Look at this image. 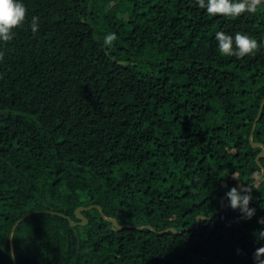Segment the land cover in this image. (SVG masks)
<instances>
[{"label":"trees","instance_id":"1","mask_svg":"<svg viewBox=\"0 0 264 264\" xmlns=\"http://www.w3.org/2000/svg\"><path fill=\"white\" fill-rule=\"evenodd\" d=\"M89 1L22 0L0 42V264H256L264 47L224 56L215 33L264 43V4L230 19L196 0ZM93 204L133 226L98 206L80 223Z\"/></svg>","mask_w":264,"mask_h":264},{"label":"clouds","instance_id":"2","mask_svg":"<svg viewBox=\"0 0 264 264\" xmlns=\"http://www.w3.org/2000/svg\"><path fill=\"white\" fill-rule=\"evenodd\" d=\"M199 8L206 9L210 17L222 15L226 18L236 19L242 14H255L258 7L264 4V0H196ZM27 19V8L22 0H0V42L7 44L14 39L15 29L24 25ZM37 16L31 18L30 27L33 33L38 31ZM116 39L115 33L108 34L104 43L112 46ZM215 39L218 41L219 52L224 56H235L243 58L246 55H255L264 43H258L256 39L237 32L235 36L229 35L223 31L215 33ZM4 58L3 51H0V61ZM227 204L232 210H239L243 217L251 219L255 214V209L250 208L249 204L252 196L247 188L232 187L227 193ZM264 223V217L258 220ZM264 238V231H260L257 239ZM264 246L256 249L253 258L256 264H264Z\"/></svg>","mask_w":264,"mask_h":264},{"label":"water","instance_id":"3","mask_svg":"<svg viewBox=\"0 0 264 264\" xmlns=\"http://www.w3.org/2000/svg\"><path fill=\"white\" fill-rule=\"evenodd\" d=\"M93 1H94V0H90V1H89V9H90V14H91V15H92V11H93ZM91 24H92V26L94 27V29H95V31H96V24H95L94 19H93L92 16H91ZM95 36H96L97 38H99V36H98V34H97L96 32H95ZM114 58H115V57H114ZM122 62L127 63V61H122ZM263 105H264V100H263L262 105H261L260 113H259V115H258V117H257V119H256V121H255V123H254L253 129H252V133H251V138H252V135H253V133H254V131H255L256 122H257V120H258V118L260 117V114H261V112H262ZM3 112H4V110H3V109H0V114L3 113ZM254 144H256V143H254ZM262 154H264V149H263V151H262L261 153L258 154L257 159H259V157H260ZM263 175H264V168H263V170H262V174H261V176L259 177V179H260ZM241 187H244V186H241ZM225 197H226V196H225ZM225 197L222 199V205H221V208H220L219 210H217L213 215H216L218 212H220V211H222V210L224 209V207H225V202H224ZM95 206H98V207L100 208V211H101L102 215H103L106 219H108V220L114 222L119 228H125V227H129V226H133L132 224H129V223L122 225V224L119 223V221H118L116 218L106 217V216L104 215V210H103V208H102L100 205H94V204H93V205H90V206H79V207L76 209V213L78 214V216H80L81 218H83V220H82L80 223L85 224V223H87V221H88V220L86 219V217L82 214L81 210H83V209H90V208L95 207ZM35 211H36V210H33V211H30V212H28V213L22 215V216H21V217L15 222V224H14V226H13L11 232H10V235H9V240H10L11 244H12V241H13V235H14V232H15V230H16L17 225L20 223V221H21L25 216H27L28 214H31V213H33V212H35ZM45 211H48V210H45ZM207 218H210V217H207ZM200 219H201V216H198V222H197V225H196L195 227H198V226H199V224H200ZM76 223H77V222L73 221V224H76ZM134 226H136V227H140V226H138V225H134ZM187 229H189V228H184V229H182V230L179 231V230H177L176 228H167V229H164V230H160L159 232H164V231H167V230H173V231L183 232V231H185V230H187ZM15 264H16V263H15Z\"/></svg>","mask_w":264,"mask_h":264}]
</instances>
